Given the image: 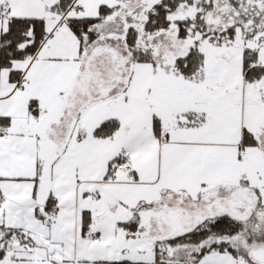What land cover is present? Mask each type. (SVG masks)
<instances>
[{
    "label": "snow or ice",
    "instance_id": "6c2138e0",
    "mask_svg": "<svg viewBox=\"0 0 264 264\" xmlns=\"http://www.w3.org/2000/svg\"><path fill=\"white\" fill-rule=\"evenodd\" d=\"M0 264H264V0H0Z\"/></svg>",
    "mask_w": 264,
    "mask_h": 264
}]
</instances>
